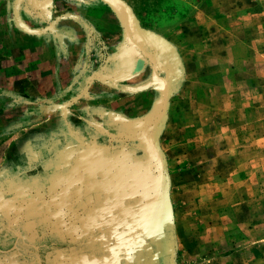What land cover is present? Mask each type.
I'll return each mask as SVG.
<instances>
[{
    "label": "rangeland",
    "instance_id": "1",
    "mask_svg": "<svg viewBox=\"0 0 264 264\" xmlns=\"http://www.w3.org/2000/svg\"><path fill=\"white\" fill-rule=\"evenodd\" d=\"M35 129L165 173L172 264H264V0H0V155Z\"/></svg>",
    "mask_w": 264,
    "mask_h": 264
},
{
    "label": "crops",
    "instance_id": "2",
    "mask_svg": "<svg viewBox=\"0 0 264 264\" xmlns=\"http://www.w3.org/2000/svg\"><path fill=\"white\" fill-rule=\"evenodd\" d=\"M56 130L0 155V264H172L165 173L131 172L124 149Z\"/></svg>",
    "mask_w": 264,
    "mask_h": 264
},
{
    "label": "water",
    "instance_id": "3",
    "mask_svg": "<svg viewBox=\"0 0 264 264\" xmlns=\"http://www.w3.org/2000/svg\"><path fill=\"white\" fill-rule=\"evenodd\" d=\"M49 0H35V4L37 7L42 8L44 7Z\"/></svg>",
    "mask_w": 264,
    "mask_h": 264
}]
</instances>
